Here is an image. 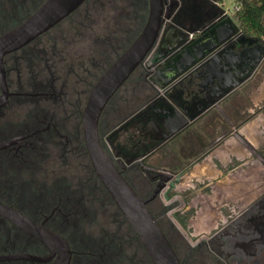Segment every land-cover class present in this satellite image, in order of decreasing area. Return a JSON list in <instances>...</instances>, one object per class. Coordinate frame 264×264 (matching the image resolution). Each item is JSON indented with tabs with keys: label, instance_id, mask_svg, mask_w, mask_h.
I'll return each mask as SVG.
<instances>
[{
	"label": "flooded vegetation",
	"instance_id": "1",
	"mask_svg": "<svg viewBox=\"0 0 264 264\" xmlns=\"http://www.w3.org/2000/svg\"><path fill=\"white\" fill-rule=\"evenodd\" d=\"M44 1L0 0V35ZM130 1L82 0L0 53V264H153L96 174L82 124L90 88L145 23L149 0ZM223 1L178 0L176 17H192L185 24L200 31L192 37L219 25L214 42L229 36L220 52L230 59L248 52L243 92L264 79V40L239 45L243 33L219 9ZM131 9L142 10L141 25L118 51L114 26H127ZM85 39L87 54L73 45ZM144 62L99 115L102 150L145 201L181 264H264V126L252 136L239 131L264 116V92L249 104L238 87L214 89L192 76L162 90L152 79L160 75Z\"/></svg>",
	"mask_w": 264,
	"mask_h": 264
},
{
	"label": "water",
	"instance_id": "2",
	"mask_svg": "<svg viewBox=\"0 0 264 264\" xmlns=\"http://www.w3.org/2000/svg\"><path fill=\"white\" fill-rule=\"evenodd\" d=\"M81 1H44L25 20L0 35V53L17 48L45 31L67 16ZM177 1L149 0L144 25L99 75L90 88L82 111L83 135L94 170L136 233L153 264H181V261L145 201L122 177L102 150L97 131L99 115L108 99L144 60L148 69L154 68L160 75L161 78L155 74L152 79L162 90L169 89L180 79L184 80L187 76H192L197 80L205 77L214 89L228 91L238 87L247 78L242 67L252 62L247 51H238V57L233 59L220 52L229 36L214 42L219 25L211 26L210 34L206 37L197 35L192 37L190 33H200V31L185 24L189 18H192L185 11H182L179 18L176 17L177 12L181 10L176 7ZM219 9L227 15L224 7L219 6ZM161 30L158 46L163 51L157 54L152 50ZM207 40L214 43L208 50L200 52V48ZM260 58L259 54L253 62H258ZM166 75L168 77L163 78ZM184 170H178L175 181Z\"/></svg>",
	"mask_w": 264,
	"mask_h": 264
},
{
	"label": "trees",
	"instance_id": "3",
	"mask_svg": "<svg viewBox=\"0 0 264 264\" xmlns=\"http://www.w3.org/2000/svg\"><path fill=\"white\" fill-rule=\"evenodd\" d=\"M237 2L238 9L235 11V16L243 35L264 40V0H237ZM129 3L134 5L133 0ZM125 13L119 11L123 20ZM128 13L129 22H127V26H122V24H115L114 26L113 39L115 44L127 43L141 25L142 10L131 9Z\"/></svg>",
	"mask_w": 264,
	"mask_h": 264
},
{
	"label": "crops",
	"instance_id": "4",
	"mask_svg": "<svg viewBox=\"0 0 264 264\" xmlns=\"http://www.w3.org/2000/svg\"><path fill=\"white\" fill-rule=\"evenodd\" d=\"M225 11L227 12V10L225 9ZM227 18H229V20H231V21H233L234 23H238V21H237V19H236V16H235V11H234V13H232V14H229L228 12H227V15H225ZM250 39H252L251 37H247V36H242L241 37V41L239 42L240 44L239 45H241V46H245V45H248V44H250L249 42H251V40ZM260 41H262L261 39H260ZM240 85L241 84H239L238 85V95H239V97L242 99V98H246V100L245 101H247V103L249 102V104H251L252 102H254L256 99H258L260 96V93L261 92H264V79H262L260 82H258V83H253L251 86H250V88H248L247 90H245V91H243V92H241L240 91ZM245 106V105H244ZM244 106L242 107V105H241V108L243 109L244 108ZM246 108V107H245ZM247 108H248V106H247ZM260 113V112H259ZM264 113V112H263ZM256 115H258V114H256ZM259 120H254V119H252V120H250L249 122H248V124L250 123V126L249 125H247L245 128H243L242 127V125H241V128L239 129V131H240V134L242 133V134H247L248 136H252V134L251 133H253V132H255L261 125H264V116L263 117H261V119L260 118H258ZM238 123H239V120H238ZM241 123V122H240ZM247 124V123H246ZM261 124V125H260Z\"/></svg>",
	"mask_w": 264,
	"mask_h": 264
},
{
	"label": "rangeland",
	"instance_id": "5",
	"mask_svg": "<svg viewBox=\"0 0 264 264\" xmlns=\"http://www.w3.org/2000/svg\"><path fill=\"white\" fill-rule=\"evenodd\" d=\"M236 2H237V0H224L223 1V7L227 10V12L229 13V14H232V13H234V9H233V7H234V5L236 4ZM63 27L65 28V30H66V32H65V34H67V37H69L68 36V34L70 33V34H72V32H70V30H69V25L68 24H64L63 25ZM81 29V28H80ZM86 41H87V39H85V40H81V41H79V42H77V41H74V43H73V45H76V46H78L79 48H80V46H81V52L83 53V54H87V52H88V50H89V48H90V46H91V44H90V42H88L87 44H86ZM126 44V43H125ZM123 45H124V43H121L117 48H116V50H121L122 48H123ZM115 48H113V50L115 49ZM117 52V51H116ZM84 57H85V55H84ZM85 59V58H84ZM111 59V58H110ZM107 64V63H106ZM105 64V65H106ZM94 70H95V68H94ZM94 72H96L97 74H99L98 72H100V70L98 69L97 71L95 70ZM88 78H90V80L92 79V76H88Z\"/></svg>",
	"mask_w": 264,
	"mask_h": 264
},
{
	"label": "built area",
	"instance_id": "6",
	"mask_svg": "<svg viewBox=\"0 0 264 264\" xmlns=\"http://www.w3.org/2000/svg\"><path fill=\"white\" fill-rule=\"evenodd\" d=\"M234 11H236L238 9V2H236V4L233 7Z\"/></svg>",
	"mask_w": 264,
	"mask_h": 264
}]
</instances>
